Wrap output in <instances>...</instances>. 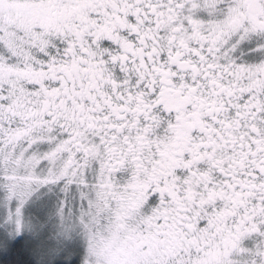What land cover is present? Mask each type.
<instances>
[{
    "label": "snow or ice",
    "instance_id": "6c2138e0",
    "mask_svg": "<svg viewBox=\"0 0 264 264\" xmlns=\"http://www.w3.org/2000/svg\"><path fill=\"white\" fill-rule=\"evenodd\" d=\"M0 264H264V0H0Z\"/></svg>",
    "mask_w": 264,
    "mask_h": 264
}]
</instances>
